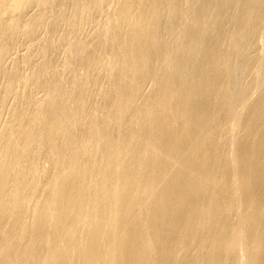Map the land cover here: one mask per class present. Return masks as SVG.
Here are the masks:
<instances>
[{
	"label": "bare ground",
	"instance_id": "obj_1",
	"mask_svg": "<svg viewBox=\"0 0 264 264\" xmlns=\"http://www.w3.org/2000/svg\"><path fill=\"white\" fill-rule=\"evenodd\" d=\"M0 264H264V0H0Z\"/></svg>",
	"mask_w": 264,
	"mask_h": 264
}]
</instances>
